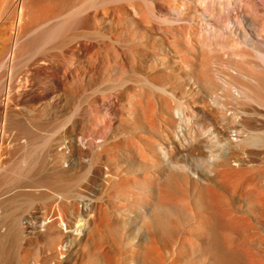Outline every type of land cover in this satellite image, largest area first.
Here are the masks:
<instances>
[{
    "label": "bare ground",
    "instance_id": "6f19581e",
    "mask_svg": "<svg viewBox=\"0 0 264 264\" xmlns=\"http://www.w3.org/2000/svg\"><path fill=\"white\" fill-rule=\"evenodd\" d=\"M0 41V264H264V0H0Z\"/></svg>",
    "mask_w": 264,
    "mask_h": 264
},
{
    "label": "rangeland",
    "instance_id": "374dc122",
    "mask_svg": "<svg viewBox=\"0 0 264 264\" xmlns=\"http://www.w3.org/2000/svg\"><path fill=\"white\" fill-rule=\"evenodd\" d=\"M27 1L30 2L32 0H27ZM7 18L4 19V21L6 20L5 23H4V25H6L5 26L6 28L9 27V24H8L9 22L8 21H10V18L9 17H7ZM46 27L47 26H46L45 19H43L42 21H40V22H38V23L35 24V26H34V28H33V30H32V32H31L30 35H31V37L34 36L33 39H34V42L36 43V46H38V45H40L42 43H45V39H47L46 38L47 37L46 36V34H47V28ZM6 28H5V31L8 32V29L9 28H7V30H6ZM5 31L3 30V34L5 33ZM1 45H2V42L0 41V49H1ZM35 79L36 80L33 81V87L35 88V90L40 91L44 87L50 86L51 80H50V78L48 76H45V74H40ZM58 88L59 89H57V88L55 89L54 88L53 89V92L50 95L44 96L43 98H36L35 100H33V102H32L33 106H35V108H37L38 110L41 109V111H42L44 108H46L47 106H49L48 104H50L51 102H53L55 100H59L61 103H63V100H64V98H63L64 97L63 90H62L61 87H58ZM79 103H80V97L79 96H75V99L72 101V103L70 105H68V107H66L64 109V112H62L58 117H56V120L54 119L55 121L54 120H52V121L49 120V122H46L47 124L45 123L47 127L45 125L42 126L43 128H41V130H40V132H42V135L46 137V135H48L49 133L51 135H53L54 132H55V134L58 133V135H60V136L62 135V137H64V135H65L64 138H66V140L67 139H71V136L72 135L73 136H75V135L76 136L77 135L79 136L80 131H79V129H78L77 126H74L73 125V122H72L73 119L74 118H77V116H78V112H77L78 111L77 110L78 108L77 107L79 106L78 105ZM28 110H30V109H28ZM26 111L27 110H25V112ZM51 123H52V125H51ZM92 125L95 126L94 123H92ZM69 127H71V129H70L71 131L73 129V133H70L71 131L69 130ZM86 162H88V163H86ZM89 163H90V160H87L86 159V160H84V162H81V163H78L77 164V166H78L77 167V171H78L77 174L79 173L78 174V175H80L79 178L80 177L81 178H83V177L85 178V176H87V169L89 167ZM43 165H46V162L43 161ZM133 191H134V187H132V185H131L130 186V190H128V192H127V196H129V198H132ZM52 217H51V219L54 218V217L53 218ZM128 232L130 233V231H128ZM134 259H135V257H134Z\"/></svg>",
    "mask_w": 264,
    "mask_h": 264
}]
</instances>
